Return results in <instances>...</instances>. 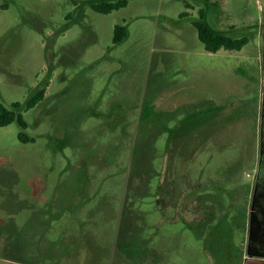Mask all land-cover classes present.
Returning a JSON list of instances; mask_svg holds the SVG:
<instances>
[{
    "label": "rangeland",
    "instance_id": "374dc122",
    "mask_svg": "<svg viewBox=\"0 0 264 264\" xmlns=\"http://www.w3.org/2000/svg\"><path fill=\"white\" fill-rule=\"evenodd\" d=\"M99 1L0 0V264H250L264 0Z\"/></svg>",
    "mask_w": 264,
    "mask_h": 264
},
{
    "label": "trees",
    "instance_id": "16d2710c",
    "mask_svg": "<svg viewBox=\"0 0 264 264\" xmlns=\"http://www.w3.org/2000/svg\"><path fill=\"white\" fill-rule=\"evenodd\" d=\"M128 0H103L92 3V8L97 12L108 13L114 9H118L127 4ZM185 14V13H182ZM197 30L198 38L209 52H216L221 48L238 49L247 42V37H233L223 31L212 28L205 20L203 13L193 22ZM127 34L125 25L116 24L114 26L113 42H121ZM45 87L40 88L32 95L24 104L25 109L36 106L44 98ZM18 102L11 104V107H6L0 104V125H6L14 120L18 122L22 130L18 136L22 141L34 140L28 138V135L23 129L26 128L27 122L20 112L22 106ZM250 235L247 251L250 256L264 258V178L255 182L252 191L251 209L249 216Z\"/></svg>",
    "mask_w": 264,
    "mask_h": 264
},
{
    "label": "crops",
    "instance_id": "0c3cea01",
    "mask_svg": "<svg viewBox=\"0 0 264 264\" xmlns=\"http://www.w3.org/2000/svg\"><path fill=\"white\" fill-rule=\"evenodd\" d=\"M251 258V261H250V264H264V258H261V257H253V256H250Z\"/></svg>",
    "mask_w": 264,
    "mask_h": 264
}]
</instances>
